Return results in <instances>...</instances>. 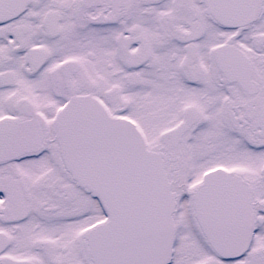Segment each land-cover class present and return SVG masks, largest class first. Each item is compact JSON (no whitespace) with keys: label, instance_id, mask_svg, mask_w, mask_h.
Instances as JSON below:
<instances>
[{"label":"snow or ice","instance_id":"obj_1","mask_svg":"<svg viewBox=\"0 0 264 264\" xmlns=\"http://www.w3.org/2000/svg\"><path fill=\"white\" fill-rule=\"evenodd\" d=\"M0 264H264V0H0Z\"/></svg>","mask_w":264,"mask_h":264}]
</instances>
